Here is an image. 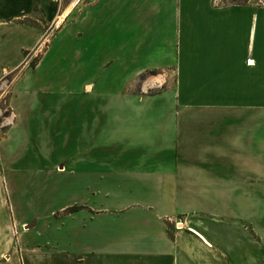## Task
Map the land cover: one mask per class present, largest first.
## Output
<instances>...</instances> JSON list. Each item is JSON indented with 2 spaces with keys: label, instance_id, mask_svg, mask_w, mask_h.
Segmentation results:
<instances>
[{
  "label": "crops",
  "instance_id": "1",
  "mask_svg": "<svg viewBox=\"0 0 264 264\" xmlns=\"http://www.w3.org/2000/svg\"><path fill=\"white\" fill-rule=\"evenodd\" d=\"M69 25L76 69L95 78L75 111L85 136L56 166L73 175L68 201L52 224L14 209L0 175V264H264V7L0 0V83ZM98 70L127 71V87L101 94ZM22 76L8 128L32 123L12 104ZM39 225L57 240L35 241Z\"/></svg>",
  "mask_w": 264,
  "mask_h": 264
},
{
  "label": "rangeland",
  "instance_id": "2",
  "mask_svg": "<svg viewBox=\"0 0 264 264\" xmlns=\"http://www.w3.org/2000/svg\"><path fill=\"white\" fill-rule=\"evenodd\" d=\"M50 30L48 38L51 39L55 28ZM71 31L72 27L69 25L58 33L54 43L50 45L49 54L38 68H21L0 83V175L4 199L14 209H27L34 217L40 214L46 221L54 211V217L49 219L52 224H57L55 216L59 215L61 205L68 201L69 193L60 191V188L73 180L72 174H59L56 166L71 163L78 136L79 139L85 136L81 131L79 134L77 132L75 111L79 107L83 108L86 102L83 84L95 78L91 75L92 71L87 73L76 69L75 39ZM48 43L46 41L44 50ZM40 56H35L33 61L39 60ZM93 72L101 78L102 83L97 86L101 94L118 93L127 87L124 84L126 79H123L127 71ZM152 72H148V75L157 73ZM21 76L13 88L12 104L20 115L31 109L34 112L31 115L32 123L26 124L28 120L22 117L19 127L8 128L5 122L11 114L9 99L12 84ZM113 79L119 84L113 85ZM135 87L139 89L140 83ZM150 92H154V89ZM43 112L53 114L51 118H46ZM99 136L106 137L101 134ZM40 230L41 225L32 232L35 241L43 243L47 239L57 240V226L53 230Z\"/></svg>",
  "mask_w": 264,
  "mask_h": 264
},
{
  "label": "trees",
  "instance_id": "3",
  "mask_svg": "<svg viewBox=\"0 0 264 264\" xmlns=\"http://www.w3.org/2000/svg\"><path fill=\"white\" fill-rule=\"evenodd\" d=\"M246 2H247V0H246V1L232 0V3H237V4H238V3H246ZM38 61H39V60L33 61V62L31 63V67H35ZM152 73H153V72H152ZM144 76H145V75H142V76H141V79H143Z\"/></svg>",
  "mask_w": 264,
  "mask_h": 264
},
{
  "label": "built area",
  "instance_id": "4",
  "mask_svg": "<svg viewBox=\"0 0 264 264\" xmlns=\"http://www.w3.org/2000/svg\"><path fill=\"white\" fill-rule=\"evenodd\" d=\"M250 1L259 7H264V0H250Z\"/></svg>",
  "mask_w": 264,
  "mask_h": 264
}]
</instances>
